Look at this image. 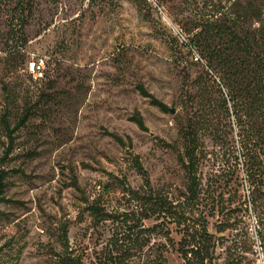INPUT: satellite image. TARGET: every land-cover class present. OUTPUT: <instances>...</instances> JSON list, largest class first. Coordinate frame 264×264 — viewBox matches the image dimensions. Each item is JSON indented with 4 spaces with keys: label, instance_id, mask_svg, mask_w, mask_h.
Returning a JSON list of instances; mask_svg holds the SVG:
<instances>
[{
    "label": "rangeland",
    "instance_id": "rangeland-1",
    "mask_svg": "<svg viewBox=\"0 0 264 264\" xmlns=\"http://www.w3.org/2000/svg\"><path fill=\"white\" fill-rule=\"evenodd\" d=\"M180 3L40 0L21 38L0 13V264H184L181 215L212 235L204 264H264L245 188L214 138L218 79L190 48ZM194 143L188 199L180 158ZM147 192L173 208L150 206Z\"/></svg>",
    "mask_w": 264,
    "mask_h": 264
},
{
    "label": "trees",
    "instance_id": "trees-1",
    "mask_svg": "<svg viewBox=\"0 0 264 264\" xmlns=\"http://www.w3.org/2000/svg\"><path fill=\"white\" fill-rule=\"evenodd\" d=\"M162 1L167 3L170 0ZM179 1L182 10L189 11L188 16H184V24L188 25L184 30L191 35L189 46L199 50L200 59H205L218 79L221 122L220 127L218 123L216 125L214 138L221 149L223 164L235 174V181H239L237 186H242V190L245 188L244 201L253 213L260 250L264 254V0ZM39 3L40 0H0V13L5 16L10 32L21 38ZM137 89L142 96L149 98L151 104L167 110V105L143 85L138 84ZM131 120L141 130H146L139 114H133ZM183 133L188 134L189 130ZM111 136L123 143L120 136ZM189 140H193V135L189 136ZM195 148L194 143L186 149V159L180 158L188 177V199L197 196L195 168L198 155ZM134 162L145 177L137 155ZM2 178L0 174V195L3 190ZM145 186H149L148 178L145 179ZM132 193L140 199V194ZM141 199L151 203L150 206L160 205L165 210L173 208L152 192L141 195ZM89 210L96 221L98 216L104 215L97 205L90 206ZM180 218L178 224L182 225L183 233L178 251L184 264H204L210 257L212 235L206 227H195L182 215ZM63 258L61 264H83L76 257L64 255Z\"/></svg>",
    "mask_w": 264,
    "mask_h": 264
}]
</instances>
